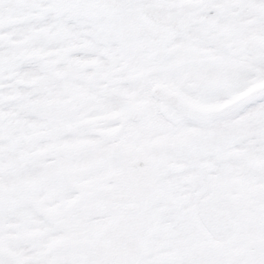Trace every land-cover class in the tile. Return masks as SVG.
I'll return each mask as SVG.
<instances>
[{"label": "snow or ice", "instance_id": "obj_1", "mask_svg": "<svg viewBox=\"0 0 264 264\" xmlns=\"http://www.w3.org/2000/svg\"><path fill=\"white\" fill-rule=\"evenodd\" d=\"M0 264H264V0H0Z\"/></svg>", "mask_w": 264, "mask_h": 264}]
</instances>
